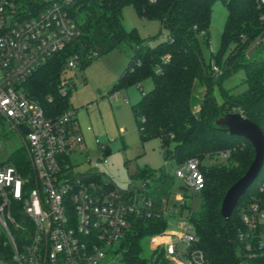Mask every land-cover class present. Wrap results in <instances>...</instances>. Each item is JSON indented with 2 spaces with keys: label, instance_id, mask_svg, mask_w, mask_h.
<instances>
[{
  "label": "trees",
  "instance_id": "trees-1",
  "mask_svg": "<svg viewBox=\"0 0 264 264\" xmlns=\"http://www.w3.org/2000/svg\"><path fill=\"white\" fill-rule=\"evenodd\" d=\"M215 1L79 0L72 12L80 35L35 71L24 83V88L46 114L61 115L71 107L69 96L58 94L70 56L77 54V67L84 69L94 59H89L93 53L97 58L114 50L127 52L128 64L119 75L114 90L135 85L141 87L148 80L153 85L150 91H142L139 101L132 105L142 142L160 139L167 164L175 162L181 166L192 159L201 162L205 185L198 193L199 209L190 206V219L195 227L198 247L205 255L204 264H264V220H257L254 230L243 222L245 214L252 215V204L264 211V167L231 218L225 220L221 214L224 196L249 169L255 158V149L248 140L231 136L215 124L221 116L238 111L264 132V2L224 0L228 15L218 60L207 66L201 54L200 38L207 36ZM129 4L135 6L139 16L159 19L168 28L169 37L151 46L134 31H125L123 9ZM258 40L262 41L249 56V50ZM227 50L228 54L222 59ZM165 56L169 57L167 62L163 60ZM213 65L218 66L223 74L244 69L242 83L247 88L237 94L224 90L222 103L218 104L212 95V83L222 73L216 74ZM198 84L205 87L206 93L201 112L196 115L193 93ZM49 97H53L52 102ZM74 122L76 124L77 119ZM223 153H227L226 162L209 163ZM7 164L14 165L25 175L31 172L25 147L14 153ZM147 171L154 207L163 211L177 179L166 166L156 172L138 169L132 178ZM91 178L102 179L99 173H92ZM109 184L116 188L113 181ZM13 216L28 226L27 230L10 227L21 250L30 241L33 228L27 224L20 204L13 206ZM166 228L167 220L162 215L151 218L132 216L112 255L125 264H171L165 259L163 250L156 252L150 247V239ZM146 251H150V255H146ZM14 255L9 237L0 227V259L17 264Z\"/></svg>",
  "mask_w": 264,
  "mask_h": 264
},
{
  "label": "built area",
  "instance_id": "built-area-1",
  "mask_svg": "<svg viewBox=\"0 0 264 264\" xmlns=\"http://www.w3.org/2000/svg\"><path fill=\"white\" fill-rule=\"evenodd\" d=\"M79 0H0V116L5 118L24 141L31 172L21 173L14 165L0 166V227L9 237L17 264H102L130 225V218L159 217L167 228L150 239L153 251H164L171 264H204L198 247L190 206L182 194L177 205L159 211L149 192L151 181L125 189L111 188L109 180H93L92 173L78 174L71 156L83 143L71 107L58 116H49L25 91L24 83L47 61L66 49L80 35L72 8ZM263 3L264 0H261ZM96 57V53L89 59ZM168 56L163 58L167 62ZM79 57L70 56L66 69L77 67ZM213 71L221 69L213 65ZM70 81H61L58 94L70 96ZM49 102L53 97H49ZM239 113V112H238ZM28 129L23 134L21 127ZM100 160H105V153ZM173 174L183 190L198 194L205 185L201 162L192 159ZM21 205L32 225L30 241L21 250L10 231L27 230L13 216V206ZM189 211L183 218L184 209ZM252 215L243 222L254 230L264 211L251 205ZM181 218L171 229V219ZM250 249V245L247 246ZM240 264H244L241 262Z\"/></svg>",
  "mask_w": 264,
  "mask_h": 264
},
{
  "label": "rangeland",
  "instance_id": "rangeland-1",
  "mask_svg": "<svg viewBox=\"0 0 264 264\" xmlns=\"http://www.w3.org/2000/svg\"><path fill=\"white\" fill-rule=\"evenodd\" d=\"M227 15L224 0H216L212 7L207 36L200 38L201 54L207 66L218 60ZM122 26L127 32L134 31L142 41L151 46L169 37L168 28L164 27L159 19L139 16L133 4L124 7ZM261 41L258 40L251 47L249 56L254 53L257 44ZM228 51L222 59L226 57ZM128 61L127 52L114 50L103 57L94 58L84 69L80 67L66 69L62 75V81H70L74 86L69 102L71 108L76 110L84 140L71 156L75 172L99 173L101 177L113 181L116 187L121 189L140 186L144 181H151L148 171L138 178H132L138 169L156 172L166 166L167 170L173 173L180 167L175 162L171 164L165 162L160 139L154 138L142 142L137 129L132 105L139 101L142 91L148 92L152 89V82L148 80L142 83L141 87L135 85L114 90L118 77L124 72ZM221 73V76L212 83V95L218 104L222 103L224 90L237 94L247 88L242 83L245 76L244 69L231 70L226 74L221 71ZM205 93L204 86L198 84L195 87L193 112L196 115L201 112V102ZM24 147L21 135L0 116V165L9 163L12 155ZM105 150H109L110 153H105V160H100ZM226 156L227 153L219 154L218 157L209 160V163L226 162ZM182 187V181L177 180L169 198V206L178 204L176 195L185 194L187 205H190L194 199L193 209L198 210L200 206L198 194L193 198L192 193L184 191ZM188 214L189 211L185 208L182 217L187 218ZM180 218L181 214H178L175 219H171V229H175L174 225ZM146 255H150V251H146ZM0 264L10 263L0 259ZM102 264L125 263L110 254Z\"/></svg>",
  "mask_w": 264,
  "mask_h": 264
},
{
  "label": "water",
  "instance_id": "water-1",
  "mask_svg": "<svg viewBox=\"0 0 264 264\" xmlns=\"http://www.w3.org/2000/svg\"><path fill=\"white\" fill-rule=\"evenodd\" d=\"M217 127L223 128L231 136L244 138L251 142L255 149V158L247 172L226 192L221 214L225 220H229L238 206L240 200L245 196L249 187L254 183L264 167V132L256 123L250 121L241 113H229L221 116L215 122ZM23 134L28 133V129L21 127ZM109 154V150H105Z\"/></svg>",
  "mask_w": 264,
  "mask_h": 264
},
{
  "label": "crops",
  "instance_id": "crops-1",
  "mask_svg": "<svg viewBox=\"0 0 264 264\" xmlns=\"http://www.w3.org/2000/svg\"><path fill=\"white\" fill-rule=\"evenodd\" d=\"M76 119H77V117H76ZM75 127H76V129H77V132H78L79 134H81V128H80V124H79V122H78V119H77V123L75 124Z\"/></svg>",
  "mask_w": 264,
  "mask_h": 264
}]
</instances>
